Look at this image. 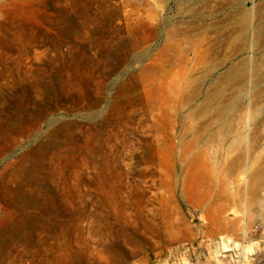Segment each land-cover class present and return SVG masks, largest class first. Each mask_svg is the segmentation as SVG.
<instances>
[{"label": "rangeland", "instance_id": "1", "mask_svg": "<svg viewBox=\"0 0 264 264\" xmlns=\"http://www.w3.org/2000/svg\"><path fill=\"white\" fill-rule=\"evenodd\" d=\"M253 33L264 0H0V264H264Z\"/></svg>", "mask_w": 264, "mask_h": 264}, {"label": "bare ground", "instance_id": "2", "mask_svg": "<svg viewBox=\"0 0 264 264\" xmlns=\"http://www.w3.org/2000/svg\"><path fill=\"white\" fill-rule=\"evenodd\" d=\"M199 46V45H198ZM241 49L243 48L241 45L239 46ZM260 47V43L257 40L256 34H252V39L250 38L249 44H248V50H249V58L248 60L244 63L239 65L236 68H229V73L230 71L235 75L234 79L235 82H237L238 84L244 85L245 88H243V92L242 94L238 97L236 104L234 105V107L239 105L241 106V103H243L244 100H248L251 98V87L253 86V84L258 80L257 79V68L260 67V65L264 66L263 64H259L254 60V55L256 54L257 50ZM200 48V47H199ZM198 48V49H199ZM240 50V49H239ZM241 51V50H240ZM226 53V52H225ZM224 53V54H225ZM255 72H257L255 74ZM252 102V100H251ZM249 109V107H247V110ZM250 112V109L248 110ZM250 115V114H249ZM248 116V115H247ZM254 116V115H253ZM248 120H246L247 126H246V136H245V141L248 137V131L251 128V118L249 116V118H247ZM248 140V139H247ZM248 143L247 146H245V148L243 149V151H246V148L248 147Z\"/></svg>", "mask_w": 264, "mask_h": 264}]
</instances>
